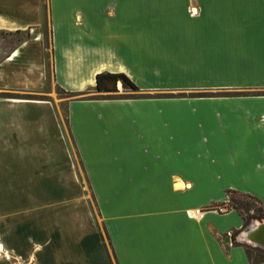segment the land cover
<instances>
[{"label":"crops","instance_id":"1","mask_svg":"<svg viewBox=\"0 0 264 264\" xmlns=\"http://www.w3.org/2000/svg\"><path fill=\"white\" fill-rule=\"evenodd\" d=\"M44 30L50 84L87 94L60 101L68 139L50 99L0 98L4 255L249 264L239 214L205 210L231 190L264 212V95L228 94L264 91V0H0V92L46 91ZM99 72L140 95L87 98Z\"/></svg>","mask_w":264,"mask_h":264},{"label":"trees","instance_id":"2","mask_svg":"<svg viewBox=\"0 0 264 264\" xmlns=\"http://www.w3.org/2000/svg\"><path fill=\"white\" fill-rule=\"evenodd\" d=\"M46 44L44 39V45ZM46 48V47H45ZM58 93L62 94L64 97H72L83 95L87 93H70L61 90L56 87ZM122 92V93H120ZM124 92H128L127 95L123 94ZM94 95L88 96L87 98H122V97H133L138 94V88L122 73H109V72H99L94 75V86H93ZM98 94V95H97ZM230 95H264L263 92H234L228 93ZM196 96H214V93H197L194 94ZM0 98H8V99H28V100H46L45 96L30 94V93H16V92H0ZM84 99V98H81ZM63 118L66 123L65 113H63ZM226 199L229 204H227L231 209L236 212L239 211L240 208L248 209L250 206L247 202L241 201L240 199L246 198L252 200L256 203L252 198L247 195L239 194L231 190H226L225 192ZM255 211L258 213L257 218H264V212L261 210L259 206L255 207ZM242 224L241 229L246 225V220L239 215ZM242 249L244 255L249 264H258L260 262H264V249L259 248L257 246H248L242 245Z\"/></svg>","mask_w":264,"mask_h":264},{"label":"rangeland","instance_id":"3","mask_svg":"<svg viewBox=\"0 0 264 264\" xmlns=\"http://www.w3.org/2000/svg\"><path fill=\"white\" fill-rule=\"evenodd\" d=\"M44 29H45V27H44ZM45 30H44V33H43L44 34L43 35V40L45 39V42H46V44H45V47H46L45 67H46V82H47L46 84H47V88H46L45 92H43L41 94H37V95L45 96L46 99H50L56 105V108H57V110L60 113V116L62 118V125H63V128H64V133L66 134V137L68 139V136H67L68 135V129H67V125H66V123L64 121V118H63V113H65V104H64V102H60V101H63L64 99H67L68 97H64L62 94L58 93L57 90H56V86H52L50 84L49 53H48L47 33H46ZM120 93H122V92H120ZM124 93H128V92H124ZM76 159H77V157H76ZM77 172H78L81 184L83 185V187L87 191V182H86V179L84 178V176L82 174L83 171H82L81 166H80L79 163L77 164ZM89 199H90V204H91L94 216H95V212H94V209H93V206H92V203H91V196H90ZM240 200L241 201H245V202H247L250 205L248 207V209L240 208L239 211H237V213L239 215H241L246 220V225L242 229H240V231H243V233H245L248 230L247 227L250 226V224L252 223L253 220H254V222L257 221L258 223H260V222L264 221V218H257V214L258 213L255 211V207L257 206L256 203H254L252 200H249V199H246V198H242ZM227 204H229V203H228V201L226 199V206H228ZM238 233H239V231L238 232H231L228 235V238L230 239L231 242H232L233 238ZM242 244L248 245V246H252L251 244H249V243H247L245 241L242 242ZM0 257L6 259L7 261L9 260L8 264H20V263H17L15 261H13V260H10V257L8 255H6V254L4 255V252H2L1 249H0Z\"/></svg>","mask_w":264,"mask_h":264},{"label":"water","instance_id":"4","mask_svg":"<svg viewBox=\"0 0 264 264\" xmlns=\"http://www.w3.org/2000/svg\"><path fill=\"white\" fill-rule=\"evenodd\" d=\"M191 11L194 12L193 9H191ZM245 240L253 246L264 249V221L260 223L257 222L249 228L245 232Z\"/></svg>","mask_w":264,"mask_h":264},{"label":"built area","instance_id":"5","mask_svg":"<svg viewBox=\"0 0 264 264\" xmlns=\"http://www.w3.org/2000/svg\"><path fill=\"white\" fill-rule=\"evenodd\" d=\"M226 206V203L224 204H212V205H209L206 207V210L205 211H212V212H215V213H219V214H222V213H225L226 211L230 210V208ZM203 213V210H201L200 208H196V209H193L192 210V215L196 216V217H201Z\"/></svg>","mask_w":264,"mask_h":264},{"label":"bare ground","instance_id":"6","mask_svg":"<svg viewBox=\"0 0 264 264\" xmlns=\"http://www.w3.org/2000/svg\"><path fill=\"white\" fill-rule=\"evenodd\" d=\"M253 225H255V224H253ZM240 239H242L243 241H246V240H245V233H244L243 235L240 236ZM246 242H247V241H246Z\"/></svg>","mask_w":264,"mask_h":264}]
</instances>
